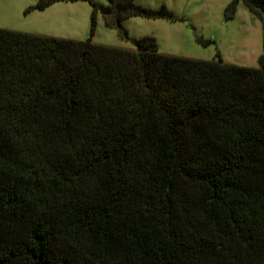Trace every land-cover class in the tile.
I'll return each instance as SVG.
<instances>
[{"label": "trees", "instance_id": "16d2710c", "mask_svg": "<svg viewBox=\"0 0 264 264\" xmlns=\"http://www.w3.org/2000/svg\"><path fill=\"white\" fill-rule=\"evenodd\" d=\"M86 1L134 48L0 28V264H264V0L257 67L128 36L163 3Z\"/></svg>", "mask_w": 264, "mask_h": 264}, {"label": "rangeland", "instance_id": "374dc122", "mask_svg": "<svg viewBox=\"0 0 264 264\" xmlns=\"http://www.w3.org/2000/svg\"><path fill=\"white\" fill-rule=\"evenodd\" d=\"M37 0H0V28L68 38L90 39L96 44L134 48L119 37L116 29L104 25L100 13L90 34L91 7L86 0H57L43 9L29 8ZM106 3L107 0H95ZM232 0H134L145 7L163 3L181 20L129 16L122 20L128 36L151 35L160 53L216 60L257 67L262 52L263 22L251 14L240 0L231 18L224 9ZM196 37L209 40L203 44Z\"/></svg>", "mask_w": 264, "mask_h": 264}]
</instances>
